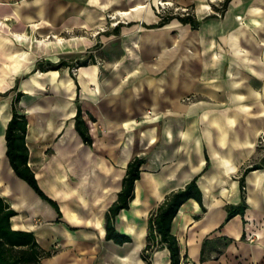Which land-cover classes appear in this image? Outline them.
<instances>
[{
  "label": "crops",
  "instance_id": "crops-1",
  "mask_svg": "<svg viewBox=\"0 0 264 264\" xmlns=\"http://www.w3.org/2000/svg\"><path fill=\"white\" fill-rule=\"evenodd\" d=\"M156 1L0 0V196L15 210L11 228L48 252L41 264H169L166 247L141 257L148 217L195 176L204 209L190 198L171 222L180 264H264V166L244 175V213L225 219L242 170L261 161L264 0H172L196 28L171 11L156 25ZM81 29L91 37L62 36ZM101 41L103 63L72 72L69 58ZM17 94L28 165L58 209L7 159ZM78 105L90 144L75 129ZM135 156L133 196L114 221L131 240L117 243L105 213Z\"/></svg>",
  "mask_w": 264,
  "mask_h": 264
},
{
  "label": "trees",
  "instance_id": "trees-1",
  "mask_svg": "<svg viewBox=\"0 0 264 264\" xmlns=\"http://www.w3.org/2000/svg\"><path fill=\"white\" fill-rule=\"evenodd\" d=\"M171 17L173 16L163 14L156 25L164 24ZM174 17H177L183 23H189L193 28L198 25V21L191 15L181 16L177 14ZM87 63H89L88 59L84 58L77 65H85ZM38 67L44 69L41 64ZM17 100L18 94L13 99L12 114L5 128L7 159L18 177L25 180L42 198L50 201L58 209L56 203L41 190L33 170L28 165V148L25 140L27 121L25 115L18 112L15 108L14 103ZM75 129L85 143H91L88 128L81 117L80 105L77 106L75 115ZM143 161V157L135 156L127 163L122 177L121 188L117 192L115 201L105 213V237L117 243L131 240L129 235L121 233L115 228L114 221L117 213L129 206V201L133 196L134 182L139 177L140 166ZM263 166L264 157L260 163H252L244 167L239 178L241 200L237 204H227L226 220L237 213H244L247 206L244 197V175L250 170L262 168ZM197 177H193L182 188L167 194L157 208L149 214L146 243L141 250V257L144 260L148 261L153 249L161 246L169 250V264H180L179 246L175 235L171 231V222L180 205L190 198L199 202L204 209L202 191L198 186ZM14 213L15 210L0 196V264H21L22 262L25 264H41V258L48 252L43 251L39 247L31 231L11 228L10 217ZM207 244L208 240H204L201 247V258L206 256Z\"/></svg>",
  "mask_w": 264,
  "mask_h": 264
},
{
  "label": "rangeland",
  "instance_id": "rangeland-1",
  "mask_svg": "<svg viewBox=\"0 0 264 264\" xmlns=\"http://www.w3.org/2000/svg\"><path fill=\"white\" fill-rule=\"evenodd\" d=\"M72 34L84 35L87 37L88 36L91 37L92 30L91 29H81V30H76L75 32H69L68 34L64 33V34H62V36H67V35L69 36ZM51 37H56V35L51 36ZM102 49H103V41H101L99 43V45L86 48L83 52H80L77 55L70 57L69 59L71 60L72 68H77L78 67L77 64L79 63V61H81L84 58H87L89 62L97 61L99 64L100 63L102 64L103 63V57L101 56V54H99V51ZM89 50H94V53H91ZM93 55H95V57ZM81 56H82V58H80ZM75 71L76 70L73 69L72 72H75ZM257 150H258V153L262 159L264 157V136H263V139L259 143H257ZM21 264H25V263L22 262Z\"/></svg>",
  "mask_w": 264,
  "mask_h": 264
},
{
  "label": "built area",
  "instance_id": "built-area-1",
  "mask_svg": "<svg viewBox=\"0 0 264 264\" xmlns=\"http://www.w3.org/2000/svg\"><path fill=\"white\" fill-rule=\"evenodd\" d=\"M155 9L157 11V13L162 16L163 14H165L168 11H171L174 14H179L181 16L183 15H189L190 10L188 8H179L178 6H175L172 0H157L155 2ZM91 53H94V50H89ZM73 69H77V68H72ZM264 136V130L259 134L258 138H257V143H259ZM184 264H191L190 262H184Z\"/></svg>",
  "mask_w": 264,
  "mask_h": 264
}]
</instances>
